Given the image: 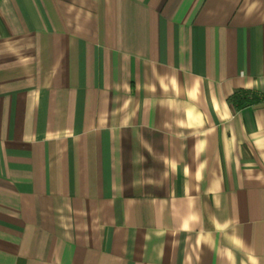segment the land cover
Instances as JSON below:
<instances>
[{
  "label": "crops",
  "instance_id": "1",
  "mask_svg": "<svg viewBox=\"0 0 264 264\" xmlns=\"http://www.w3.org/2000/svg\"><path fill=\"white\" fill-rule=\"evenodd\" d=\"M0 264H264V0H0Z\"/></svg>",
  "mask_w": 264,
  "mask_h": 264
},
{
  "label": "trees",
  "instance_id": "2",
  "mask_svg": "<svg viewBox=\"0 0 264 264\" xmlns=\"http://www.w3.org/2000/svg\"><path fill=\"white\" fill-rule=\"evenodd\" d=\"M261 99L259 94L244 90L236 91L228 98L229 102L235 105L236 108L258 103Z\"/></svg>",
  "mask_w": 264,
  "mask_h": 264
}]
</instances>
